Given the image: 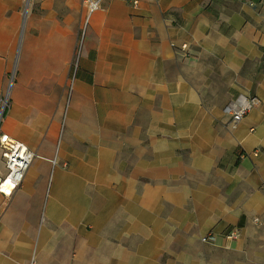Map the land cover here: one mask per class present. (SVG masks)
<instances>
[{
	"label": "crops",
	"instance_id": "1",
	"mask_svg": "<svg viewBox=\"0 0 264 264\" xmlns=\"http://www.w3.org/2000/svg\"><path fill=\"white\" fill-rule=\"evenodd\" d=\"M81 17L0 0V128L37 154L0 194V264H264V0H103L82 36Z\"/></svg>",
	"mask_w": 264,
	"mask_h": 264
},
{
	"label": "built area",
	"instance_id": "2",
	"mask_svg": "<svg viewBox=\"0 0 264 264\" xmlns=\"http://www.w3.org/2000/svg\"><path fill=\"white\" fill-rule=\"evenodd\" d=\"M103 0H79L82 8V17L80 21V34H84L87 26L90 24L93 14L98 10ZM137 1H133L136 4ZM172 46H175L173 43ZM183 52H186L187 44L182 43L179 47ZM77 56L74 55V60L71 62L73 74L66 80V92L67 99H69L72 91V85L74 80L75 70L77 68ZM13 77H9V84H11ZM8 89L2 94L0 99V120L4 112L9 107ZM260 100L255 94H240L237 98L230 101L224 108L225 113L229 116L228 123L234 125L238 123L249 112V110L259 105ZM0 149L1 156L3 158L5 172L0 175V194L4 197H10L20 187L24 176L37 154L27 148V146L20 140L10 136L0 128ZM259 149H254L253 154L256 155ZM246 154L242 153L241 156ZM54 161V160H53ZM256 221V220H255ZM238 232L236 230H230L226 232V237L236 238ZM213 236L209 233L204 240L212 242ZM28 264H35L34 260H31Z\"/></svg>",
	"mask_w": 264,
	"mask_h": 264
},
{
	"label": "trees",
	"instance_id": "3",
	"mask_svg": "<svg viewBox=\"0 0 264 264\" xmlns=\"http://www.w3.org/2000/svg\"><path fill=\"white\" fill-rule=\"evenodd\" d=\"M5 112H6V111H5ZM5 112H4V114H5ZM4 114H3V115H4Z\"/></svg>",
	"mask_w": 264,
	"mask_h": 264
},
{
	"label": "rangeland",
	"instance_id": "4",
	"mask_svg": "<svg viewBox=\"0 0 264 264\" xmlns=\"http://www.w3.org/2000/svg\"><path fill=\"white\" fill-rule=\"evenodd\" d=\"M243 118H244V117H243ZM243 118H242V119H243Z\"/></svg>",
	"mask_w": 264,
	"mask_h": 264
}]
</instances>
